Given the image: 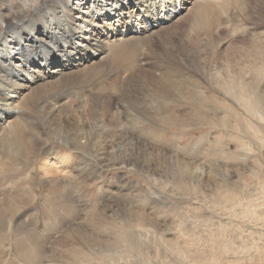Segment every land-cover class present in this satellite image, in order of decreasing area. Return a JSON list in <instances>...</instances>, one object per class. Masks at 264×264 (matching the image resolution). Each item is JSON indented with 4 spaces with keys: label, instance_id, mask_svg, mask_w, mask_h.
<instances>
[{
    "label": "bare ground",
    "instance_id": "6f19581e",
    "mask_svg": "<svg viewBox=\"0 0 264 264\" xmlns=\"http://www.w3.org/2000/svg\"><path fill=\"white\" fill-rule=\"evenodd\" d=\"M245 1L248 0H0V144L14 129L22 128L23 152L39 174L46 195L58 192L66 195L70 190L64 184L71 179H98L101 168L111 170L125 167L139 170L154 183L161 184L162 179L177 180L180 184H194L192 187L209 190L214 189L218 181L225 185L233 177L241 181L260 175V166L264 163L262 158L250 167L248 174L246 169L222 170L214 164L212 166L210 160L203 164L194 159L186 161L177 152H168L158 143L143 141L132 132L138 131L136 119L141 115L189 126L214 120L217 126L227 130L238 127L231 122L233 118L241 127L252 131L258 144L264 145L262 130L245 116L264 122V43L252 38L245 50L236 54L228 51L226 46V49L222 47L219 50L215 47L218 44L214 45L207 35L208 30L219 26L216 19L221 7L229 4L242 7ZM259 1L257 9L260 10V16L261 13L264 15V0ZM16 3L20 4V9L14 11ZM178 8L188 10L187 19L191 20L194 29L205 31V39L195 34H189L186 38L168 37L165 34L166 30L174 26ZM187 71L201 73L210 85L230 98L236 107L232 103L230 107L226 102H220L218 106L222 114H216L214 109L200 113L166 102L167 96L201 100L204 92L196 95L178 85L184 82ZM134 80L146 83L145 89L134 91L133 88V91L124 93L122 90L117 91L116 83L129 84ZM66 83L73 85L70 92L62 90V93L48 97L57 89L61 90ZM82 96L86 97L82 99L84 103L78 101ZM33 111H37L41 125L31 121L34 118L31 117ZM55 141L58 145L48 144ZM82 152L91 159L89 156L84 158ZM127 186L124 184V187ZM123 191H116L118 199L126 195L130 197L128 191ZM231 192L218 195L217 201L224 205L230 196L235 195V192ZM128 203L126 205L119 201L116 204V209H113L115 218L122 219L124 224L130 221L135 223L140 227L138 234L145 238L137 237V242L135 227L133 229L127 224L119 233L113 232L118 237L113 235L111 240L86 236L83 233L84 222L86 227L96 231L95 224L104 220H100L98 209L94 207L87 212L88 220L85 218L77 225H72L55 241L54 248L58 249L57 255L60 253L58 258L65 257L75 242H91L96 251L100 249L114 255L115 248L122 246L123 242L134 247L146 241L152 232L163 231L159 219L155 214L156 217L150 215L148 207L137 210L131 206L133 202ZM246 204L242 213H246L250 219L255 218L254 215L259 213L249 207L254 203ZM11 205H14L13 199L0 201V215L3 209ZM104 221L111 224L113 219ZM19 222V225L23 224ZM144 225H150L155 230ZM138 234L136 232V236ZM159 237L164 243L168 241L163 233ZM4 238L0 244H10ZM44 248L39 243L40 261ZM178 248L180 250H172L187 254L186 257H190L189 264H206L211 259V256L210 259L208 256L203 257L206 254L202 249L192 252L181 246ZM76 253V264H84V260L88 259L85 256L90 254L79 250ZM56 258L54 255L52 264L56 263ZM173 261L175 264L180 263V259Z\"/></svg>",
    "mask_w": 264,
    "mask_h": 264
},
{
    "label": "rangeland",
    "instance_id": "374dc122",
    "mask_svg": "<svg viewBox=\"0 0 264 264\" xmlns=\"http://www.w3.org/2000/svg\"><path fill=\"white\" fill-rule=\"evenodd\" d=\"M260 2L259 0H248L242 4V7L229 4L227 7L223 6L220 8L221 10H219V15L216 19V22L220 23L219 26L212 27L207 31V35L213 44H218L215 46L216 48L222 50V47L225 48L226 46L228 51L237 54L241 50H245V46L252 38H258L264 43V15L261 13L259 16L260 10L257 9ZM14 7H16L14 11L20 9V4L16 3ZM177 14L174 26L165 31L168 37L180 36L181 38H186L189 34H195L205 39V31L194 29L191 20L187 19L188 10L181 9L180 13ZM241 26L246 27L249 31L244 30L245 28ZM237 32L238 34H236ZM156 37L155 39L157 40L158 37ZM219 45L220 47H218ZM142 83L140 80L131 81L129 84L116 83V89L117 91L122 90L123 93L124 91H133V88L134 91H136L135 89L144 90L146 83ZM99 84L105 85L106 83ZM178 85L196 95L204 92L200 101L191 98L167 96L166 102H170L179 108H190L200 113L214 109L213 111L216 114H222L218 106L220 102H226L230 107L231 103L233 104L230 98L223 96L217 88L210 85L201 73L196 74L192 71H187L184 82L178 83ZM72 87L71 83H66L61 90L57 89L58 91H54L48 97L51 98L53 95L63 91L66 93L70 92ZM117 91L116 93L118 94ZM83 98L86 97L82 96L78 101L81 100L80 102H83ZM119 103L123 104L120 100ZM233 105L236 107L235 104ZM240 112L243 114L242 109H240ZM245 116L252 119L264 134L263 121L251 118L248 115ZM31 117H34L33 119L31 118L32 122L34 121L41 125L37 111H33ZM136 122L139 123L138 131L131 130L136 137L146 142L149 141L148 143H158V146L168 152H177L186 161L194 159L196 162H202L203 164V162L208 163V160H210L213 162L211 163L212 166L215 165L218 169H246V174H248V170H250L252 165L261 161L260 158L264 159V145L258 144L253 137L252 131L247 127H241L239 122L233 118H231V122L238 127L231 130L223 127L221 129L220 126L215 124L214 120H211L210 123L202 122L189 126L151 118L148 115H141L136 119ZM243 129L247 130L243 131ZM21 131V127L14 129L0 144V201L13 199L15 205L3 209L0 215V240L5 237L4 239H7L8 243H10L6 245L0 244V264H52L54 255L57 256L55 264L65 262L73 264V262L75 263V254H77L78 250L81 252L85 251L87 254L90 253L85 256L88 259L86 258L87 261L84 260V264H175L173 259H180L179 264H189L190 257H186L187 254L172 250V248L179 249L178 247L180 246L183 249H190L192 252H198L200 249L204 250L206 256L203 257L208 256L209 258L211 256V259L209 258L210 260H207L206 264H241V262H243L242 264H255L253 262L264 264V213L260 214V212H264V163L260 166L262 169L259 170L260 175H254V177L247 178L249 180L241 181L237 180V177H233L225 182L226 186L224 182L218 181V185H214L212 190L203 187H199V190L196 187H192L194 184L187 185L184 182L180 184L177 180L165 181L162 179L164 185L162 183L158 184L149 180L139 170L137 172L125 167H117L111 170L101 168L99 173L101 178L99 177L98 179L88 178L84 181L71 179L64 184L70 190L65 193L66 195H64V192L46 195L41 187L42 182L39 174L33 169L34 166L23 152L24 141L21 138ZM48 144L55 146L58 145V142H49ZM199 144H201L200 147ZM82 154L84 158L89 156L83 152ZM89 159H91L90 156ZM124 172L127 173L126 176H124ZM124 184L128 186L124 187ZM123 190L128 191L130 197L126 195L125 198H120V200L116 191L121 192ZM181 191L183 194L180 193ZM231 191L235 192L236 196H230V199L224 205L223 203L221 205V202L217 201L216 197ZM193 196L196 197L194 198ZM118 200L126 205H129L128 202H133L130 205L137 210L148 207L150 215L154 216L155 214L159 219L163 231L152 232L146 241L141 242V245L138 244L140 247L138 245H134V247L128 246V244L123 242L122 246L115 248L113 251L115 252L114 255H110L112 252L109 253V251L108 253H104L100 249L96 251L91 242L86 241L82 244L75 242L65 257L58 258L60 253L57 255L58 249L57 247L54 248L55 241L83 219L86 218L88 220L87 212L94 207L99 210L97 212L101 216L100 220L104 218V220L108 221L109 218H112L113 221L110 222L111 224H107L108 222L104 220L103 222L99 221V224H95L96 231H94V228L86 227L84 222L82 226L84 228L83 233L86 236L91 235L102 240H111L114 236L117 238L118 235L115 234L128 225L133 229L135 227L134 236L137 242L138 238H145L139 235L140 233L138 234L140 229L138 225L136 226L131 221L124 224L122 219L115 218L113 209L119 203ZM249 202L254 203L253 206L249 205V207L256 209L260 214H255V218L251 219L246 213H242V210L244 211L245 209L244 207L247 206L246 203ZM155 203L159 205L156 206L157 204ZM152 206L153 208H151ZM160 211L162 214H160ZM108 216L110 217L108 218ZM256 217L260 219L256 220ZM19 221L23 224L19 225ZM143 227L154 229L150 225H144ZM90 229L92 230L90 231ZM96 233L99 234L97 235ZM160 233H163L168 240L166 243L159 237ZM105 237L109 239H105ZM41 239L46 241L42 242L40 241ZM39 243L45 247L42 261H40L38 255ZM229 243L232 244L229 245ZM90 250L91 252H89Z\"/></svg>",
    "mask_w": 264,
    "mask_h": 264
}]
</instances>
